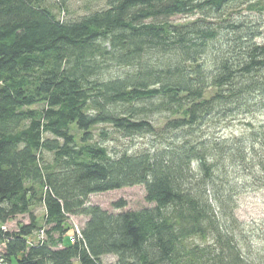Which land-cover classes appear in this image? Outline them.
I'll use <instances>...</instances> for the list:
<instances>
[{
    "label": "trees",
    "instance_id": "obj_1",
    "mask_svg": "<svg viewBox=\"0 0 264 264\" xmlns=\"http://www.w3.org/2000/svg\"><path fill=\"white\" fill-rule=\"evenodd\" d=\"M104 1L60 19L67 0H0V225L29 216L0 230L6 263L264 264L235 215L264 188V0ZM134 186L152 207L88 204ZM69 216L86 219L74 243Z\"/></svg>",
    "mask_w": 264,
    "mask_h": 264
},
{
    "label": "rangeland",
    "instance_id": "obj_2",
    "mask_svg": "<svg viewBox=\"0 0 264 264\" xmlns=\"http://www.w3.org/2000/svg\"><path fill=\"white\" fill-rule=\"evenodd\" d=\"M104 8V0H67L66 8H64V11L58 12L55 6L54 11L56 14H59L60 19H76L89 12L102 10ZM180 20H182L180 17L172 19V21ZM260 41H264V29L262 39H260ZM252 120L255 124L264 125V115L253 117ZM244 127L245 126L235 121L232 124L223 125L220 129L219 134L223 136H238L242 133H245L246 130ZM112 138L113 140L110 141V143H107V145L110 148H115L118 150L128 149L131 151H137L140 149L148 148L152 144L151 139L148 136L125 137L120 134H114ZM120 202L124 203V205L118 208L115 207V204ZM88 204L99 206L102 210L114 214L152 207V204H149L145 201V189L143 186H134L101 194H93L88 197ZM30 211L32 212L33 216L36 217L39 227L38 233L40 231H43L45 234V229L47 227L42 223L44 217V208L40 205L32 206L30 208ZM235 215L241 222L247 225L248 230L252 229L257 232L259 237H254L255 243L257 245L264 244V188H249L245 192L239 194L237 197ZM85 221L86 219L84 217L69 216V218L67 219V224L70 226V229L66 234L68 241L69 237L73 234L72 229H74L75 226L81 228ZM28 223L29 216L20 215L17 216L13 221H9L8 223H6L5 226L7 230L15 231L17 229V225H25ZM114 261L115 258L113 256H107L103 258L104 264H110ZM3 264L17 263L15 259L12 258L11 263Z\"/></svg>",
    "mask_w": 264,
    "mask_h": 264
},
{
    "label": "built area",
    "instance_id": "obj_3",
    "mask_svg": "<svg viewBox=\"0 0 264 264\" xmlns=\"http://www.w3.org/2000/svg\"><path fill=\"white\" fill-rule=\"evenodd\" d=\"M0 230H2L4 232L9 231V230H7L5 224L0 225ZM72 230H73V234L69 237L70 243H74L75 238L81 236L79 227L75 226V228ZM36 237H37L36 241H43L45 239V234L43 231H40L39 233L37 232ZM4 259H5L4 258V246H3V244H0V264L6 263Z\"/></svg>",
    "mask_w": 264,
    "mask_h": 264
}]
</instances>
